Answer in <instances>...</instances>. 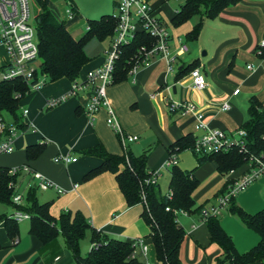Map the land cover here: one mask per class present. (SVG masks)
<instances>
[{
	"label": "crops",
	"instance_id": "1",
	"mask_svg": "<svg viewBox=\"0 0 264 264\" xmlns=\"http://www.w3.org/2000/svg\"><path fill=\"white\" fill-rule=\"evenodd\" d=\"M171 1L154 0V6L167 22L172 36L169 42L171 52L177 51L178 39L188 45L189 51L176 61L173 72H168L165 59H153L136 73H128L124 79L113 81L107 91L124 131L138 137V141L127 146L126 153L115 132L107 125L104 109L96 114L93 121L87 117L88 90L79 92L77 97H71L55 108H45L49 98L62 97L70 91L72 81L62 78L45 84L27 98V108L24 110L27 109L29 113L24 117V110L19 112L20 123L24 127H19L15 150L0 155V167L28 165L63 190L62 193L56 189L44 191L46 195L43 200L37 196L41 204H51L50 214L53 217L59 218L64 213H81L89 219L92 228L110 238L126 242L143 238L149 245L148 259L152 264L163 263L157 260L149 238L150 227L142 217L144 206L127 205L116 175L112 172H103L86 180L87 173L102 164L101 158L88 155L86 151L101 145L116 156L147 154V170L160 171L158 185L161 192L167 194L171 170L163 165L170 157L171 147L186 136L196 139L204 133L198 128L196 115L171 112L167 101L192 103L202 115L204 125L209 129L224 131L230 141L237 137V131L248 120L250 99L256 97L264 105V51L259 53L260 43L264 40V0H241L224 9L214 19H207L202 10L179 26H175L172 19L181 8L172 9ZM66 2L73 7V13H78L73 0ZM77 18L74 17L69 26L66 25L73 37L80 39L85 34H77V24H72ZM201 22L203 25L197 39L188 40V35ZM112 41L110 38H95L87 44L85 52L90 61L82 68L79 78L84 79L89 71L104 64ZM0 50L3 51L2 65L6 55L3 47L0 46ZM192 67L201 68L207 81L205 89L192 87ZM182 71L184 73L181 75ZM236 90H239L238 94H234ZM224 104L229 105L228 110H224ZM5 115L9 117L7 122H14L8 114H4V118ZM34 145L41 146L43 151L36 159L29 160L27 149ZM64 155L77 161L68 164L55 161ZM172 155L182 170H194L193 176L200 183L193 195L194 200L196 206L205 208L216 206L218 198L227 192V184L241 177L249 168L244 165L235 171L222 173L214 161L198 164L197 156L190 149L176 150ZM123 168L121 166V170ZM25 183L27 190L34 186L30 175L21 174L17 182L21 194L20 189ZM235 202L249 214L263 210L264 175L239 193ZM25 203L24 199L23 205ZM14 211L12 209L7 215H12ZM25 221L29 222L28 227L21 229L20 222L19 234L14 239L8 236L5 225L0 224V264H56L57 259V264H67L66 250L58 242V238L62 237L70 251L64 237L60 235L44 244L29 233L30 221ZM178 221L186 232L180 249L183 264H218L223 250L211 243L207 224L201 216L188 214L187 217L178 218ZM221 225L232 237L240 254L248 252L260 241L259 235L246 227L238 217H223ZM140 260L144 263V260Z\"/></svg>",
	"mask_w": 264,
	"mask_h": 264
},
{
	"label": "trees",
	"instance_id": "2",
	"mask_svg": "<svg viewBox=\"0 0 264 264\" xmlns=\"http://www.w3.org/2000/svg\"><path fill=\"white\" fill-rule=\"evenodd\" d=\"M39 11L36 16L39 57L41 60V74L45 76V84L56 82L62 78L70 81L79 79L82 68L89 63L90 58L85 52L87 44L97 38L105 40L114 39L117 18L115 14L104 15L97 20H89L85 35L76 39L70 33L64 21H60L50 8V0H33ZM71 3V0H66ZM241 0H186L179 12L172 19L175 26H179L204 10L207 19L216 18L230 5L239 3ZM202 22L197 24L188 35V40H196ZM154 45V40L144 32H138L135 39L127 45L121 46V51L115 63L114 81L127 77L130 69L135 65L141 47L148 48ZM195 69L192 67L191 71ZM190 71V72H191ZM184 72H181V75ZM180 75V76H181ZM32 92L30 85L24 80L14 81L0 80V114H8L19 127H24L19 114V104L26 95ZM246 131L245 146L242 150L234 145L226 151L197 155L198 164L214 161L218 170L222 173L235 171L247 165L251 156L260 158L264 162V105L256 98L250 99L248 108V120L243 125ZM195 139L186 136L177 141L171 149L170 156L176 150H193ZM43 151L38 145L29 146L27 157L29 160L36 159ZM86 154L97 156L102 159V164L89 171L85 176L88 180L103 172H112L116 175L119 188L124 195L129 207L142 204L143 219L150 227L149 238L155 248L156 258L163 264H183L180 258L181 245L186 232L178 221L176 212L187 214H199L201 216L203 206L197 207L194 193L199 188V181L193 176L194 170H182L178 164L172 167L169 192L172 199L163 194L159 185H146L145 181L150 175L147 170V154L135 156L128 154L116 156L108 153L99 145L88 149ZM121 166L124 168L121 170ZM9 169L0 167V205L8 206L31 216L29 233L37 237L44 244L50 243L62 235L70 250L75 264H143L140 258H131L133 248L131 242L110 238L92 228L89 219L83 214L64 213L55 218L50 214V203L41 204L37 198V188L32 186L25 196L24 205H16L13 196L19 193L17 188L10 184H17L18 175H10ZM233 182L230 181L229 185ZM145 193L146 203L142 199ZM23 195V194H22ZM170 208V211L166 209ZM228 211L232 216L238 217L246 227L256 232L259 243L246 253L240 254L230 235L221 225L218 217L209 216L205 220L211 243L217 244L223 250V257L218 258V264H258L264 262V209L249 214L231 199ZM5 225L6 232L11 239L19 234V223L4 214L0 216V224ZM90 232L91 248L84 258L81 255V241ZM1 247V246H0Z\"/></svg>",
	"mask_w": 264,
	"mask_h": 264
},
{
	"label": "built area",
	"instance_id": "3",
	"mask_svg": "<svg viewBox=\"0 0 264 264\" xmlns=\"http://www.w3.org/2000/svg\"><path fill=\"white\" fill-rule=\"evenodd\" d=\"M117 26L115 36L109 51L106 53L104 64L94 70L89 71L84 79H77L72 82L70 91L62 97L49 98L46 102V109H52L60 105L71 97H77L81 91H89V102L86 107V115L90 121L95 119L96 114L104 109L107 113V125L115 132L126 153L127 146L138 141V137L127 134L121 126L117 113L108 98V88L114 81L115 63L121 51V46L127 45L135 39L138 32H144L154 40V45L150 48L143 46L139 50L135 65L129 73H136L144 64L153 59H165L168 65V72L174 71L176 61L189 51V47L181 39H178L179 47L176 52H171L169 42L172 38L167 28V22L161 13L154 6V0H115ZM69 20L75 15L73 7L69 5L67 10ZM31 20V0H0V46L3 47L6 55L4 63L0 66V80L14 81L24 80L30 85L32 91H36L45 85V76L41 74V60L39 57L37 28L30 22ZM260 54L264 51V40L260 43ZM251 68V67H249ZM192 87L196 90H203L207 86L205 75L201 68H195L190 72ZM236 90L234 94H238ZM171 112L180 111L183 113H193L199 120L198 128L204 133L195 139L194 154L206 155L226 151L234 145H238L242 150L246 149V131L240 129L236 133V138L230 141L224 131L209 129L202 122V115L198 113L192 103H176L167 101ZM229 105L224 104V110H228ZM29 111L25 109L23 116L26 117ZM31 126H33L31 124ZM20 128L14 122H7L3 114H0V155L12 153L15 150V142L18 139ZM126 157L128 154H125ZM56 162L68 164L76 162L67 155L59 156ZM248 171L241 177L233 180L227 192L218 198L216 206L204 208L201 212V219L205 222L207 217H218L221 210L229 206L231 199L247 190L255 181L264 175V162L255 156L250 157ZM178 164L176 157L170 156L164 163L165 168L171 169ZM9 174H28L34 182V187L47 191L56 189L58 193L63 190L54 183L47 180L41 174L33 171L28 165L16 166L9 169ZM160 171H150L146 179V185H158ZM11 187L17 188V184L11 183ZM172 192L167 193V197L172 199ZM24 196L16 193L13 202L16 205H23ZM142 199L146 203V196L143 191ZM170 211V208L166 209ZM186 214V212H176V214ZM18 223L30 220L31 216L19 210H15L11 215ZM133 252L131 258L144 260L143 264L150 263L149 245L143 238L131 242ZM95 245H92L94 247ZM59 259L56 260V264Z\"/></svg>",
	"mask_w": 264,
	"mask_h": 264
},
{
	"label": "rangeland",
	"instance_id": "4",
	"mask_svg": "<svg viewBox=\"0 0 264 264\" xmlns=\"http://www.w3.org/2000/svg\"><path fill=\"white\" fill-rule=\"evenodd\" d=\"M73 1L78 8V13L76 14L74 13L75 17H78V18L76 19L74 23H72L75 25L77 24L78 31H79V33L77 34L86 33L89 20H97V19H100L104 15H113V14L116 15L117 13L116 8L114 6V0H73ZM184 3H185V0H172L169 4L172 9L178 10L181 8L182 5H184ZM50 8L54 11V13L56 14V16L58 17L60 21L66 22V24L69 26V24L71 23L68 18V14H67V10L69 9V4L65 0H51ZM38 11H39L38 7L34 4V1L31 0V20L30 22L33 26H36V27H37L36 16L38 14ZM194 21H196V18L194 19ZM2 55H3V51L0 50V66H1V59H2L1 56ZM34 92L35 91H32L30 94L26 95V97L21 100L19 104V112L24 110V108H27V103H26L27 98L30 95H32ZM5 118L7 121L9 120V117L6 115H5ZM27 187H28L27 183H25V185L21 187L20 192L25 194ZM163 190L165 191L166 189H163ZM36 194L40 200H43L44 198L43 196L46 195V192L38 189ZM238 206L241 207L240 204H238ZM197 207H200V206L197 205ZM11 212H12V208L5 206V205H0V216L4 214H10ZM229 214L230 213L228 211V207H225L224 209L221 210V214H220L221 216H219L220 220L223 217L232 218V216H230ZM182 216L187 217L186 214H182V213L178 214V218ZM183 221H187V220L183 219ZM28 225H29L28 221H23L21 222L20 227L22 229L24 227H28ZM58 242L61 243L62 247L64 246L62 249L66 250L65 255L69 257V258L66 257L67 262H68L67 264H75V261L72 257L71 252L67 250L64 244L63 238L62 237L58 238ZM80 247H81V255L82 257L85 258L92 248L90 234H87L86 237L81 241Z\"/></svg>",
	"mask_w": 264,
	"mask_h": 264
}]
</instances>
